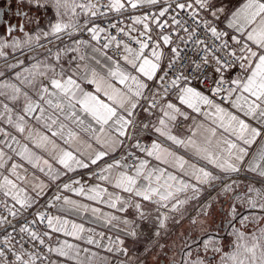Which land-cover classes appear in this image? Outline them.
I'll list each match as a JSON object with an SVG mask.
<instances>
[{"label":"snow or ice","instance_id":"snow-or-ice-1","mask_svg":"<svg viewBox=\"0 0 264 264\" xmlns=\"http://www.w3.org/2000/svg\"><path fill=\"white\" fill-rule=\"evenodd\" d=\"M0 264H264V0H0Z\"/></svg>","mask_w":264,"mask_h":264}]
</instances>
